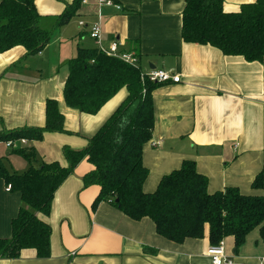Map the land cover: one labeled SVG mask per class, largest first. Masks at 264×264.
Here are the masks:
<instances>
[{"label":"crops","instance_id":"obj_1","mask_svg":"<svg viewBox=\"0 0 264 264\" xmlns=\"http://www.w3.org/2000/svg\"><path fill=\"white\" fill-rule=\"evenodd\" d=\"M117 1L120 9L100 0L81 2L75 15L84 23L80 22L81 32L73 42L65 40L64 23L41 51L27 53L17 45L0 53V129L43 126L46 101L55 98L71 133L46 132L55 142L50 148L57 152L62 145L75 149L87 145L127 93L121 89L95 115L65 102L68 61L80 48H97L89 30L100 23L105 44L117 40L121 51L138 53L142 72L166 69L181 75L180 82H166L152 94L154 128L143 146V164L149 170L144 190L155 191L165 174L184 160H193L208 178L209 192L234 187L264 199V181L262 187L252 185L257 175L264 176V60L247 61L211 45L185 42L181 36L185 0ZM254 1L225 0V9L238 10ZM35 2L43 24L51 28L62 4ZM35 141L27 147L37 151ZM1 145L11 153L4 142ZM40 148L42 161H59V156L47 158L46 147ZM92 167L84 158L75 168L81 177L76 178L81 180ZM76 178L70 177L57 189L48 216L39 214L52 228L51 255L40 258L34 249L25 248L18 258L0 257V264H211L208 228L203 238L174 242L158 234L148 217L134 220L107 201L93 209L100 186L82 187ZM6 186L0 178V238L11 237V221L22 204L20 193L7 191ZM223 240L233 264L264 259L260 226L238 249L233 236Z\"/></svg>","mask_w":264,"mask_h":264},{"label":"trees","instance_id":"obj_2","mask_svg":"<svg viewBox=\"0 0 264 264\" xmlns=\"http://www.w3.org/2000/svg\"><path fill=\"white\" fill-rule=\"evenodd\" d=\"M81 2L67 3L50 28L43 24L35 0H0V53L17 45L27 53L41 51L55 29L76 14ZM181 36L187 43L211 45L225 55L263 61L264 0L241 4L238 10H226L225 0H185ZM68 64L63 95L70 108L95 115L121 89H126V96L84 148L64 146L66 164L52 160L35 166L38 153L31 146L11 150L29 163L23 172L9 170L0 158V178L11 185L10 191L19 192L22 200L11 221V237L0 238L1 258H18L25 248L34 249L40 258L51 255L52 228L39 214H50L55 192L84 158L93 166L82 177L84 186H100L93 209L107 201L134 220L148 217L158 234L177 243L203 238L208 228L211 244L233 236L238 249L259 226L264 240L263 197L243 194L234 187L209 192L208 178L193 160H184L165 174L155 191L144 190L149 170L143 164V146L154 128L152 94L165 83L149 80L140 66L97 48H80ZM64 121L58 101L49 98L43 126L0 129V142L20 137L40 141L46 132L71 133ZM263 181L260 173L252 185L262 187Z\"/></svg>","mask_w":264,"mask_h":264},{"label":"built area","instance_id":"obj_3","mask_svg":"<svg viewBox=\"0 0 264 264\" xmlns=\"http://www.w3.org/2000/svg\"><path fill=\"white\" fill-rule=\"evenodd\" d=\"M86 0H82V2H85ZM100 3L103 5H109L114 6L118 9L121 8L120 4L113 1V0H100ZM83 24V22H81ZM90 37L95 41L97 45V49L99 52H102L106 55L119 58L129 64L136 65L139 61L138 56L135 52L132 51H121L120 50V42L117 40L111 41L108 45L105 44V41L103 39V29L100 23H95L91 26L89 30ZM143 75L148 78L151 81H157V82H180L181 81V75L178 73H175L172 70H165V69H154L150 70L146 73L142 72ZM28 138L26 137H20L18 139L8 140L5 141V145L10 149H20L27 147L29 143ZM7 191L11 190V185L6 186ZM207 254L209 255L211 259V264H233V258L229 256L224 247V240L222 239L218 244H212ZM246 264H264V259L259 262H253V263H246Z\"/></svg>","mask_w":264,"mask_h":264},{"label":"rangeland","instance_id":"obj_4","mask_svg":"<svg viewBox=\"0 0 264 264\" xmlns=\"http://www.w3.org/2000/svg\"><path fill=\"white\" fill-rule=\"evenodd\" d=\"M52 1H55L57 3L55 5L62 4V8H61V12H60L62 14L64 12V10H65L67 2L65 0H52ZM48 5L49 4H45L44 6L47 8ZM79 20H80V17L78 15L77 16L75 15V16L70 18L65 23L64 31H65V40H66L67 43L73 42L75 40V38L78 39L79 33L81 32V27L79 26V24H80V22L84 23V21H79ZM88 40H89V37H88L87 41ZM140 64H141V62L139 60L136 65L142 67ZM50 144L54 145L55 142L53 141L52 138H47V134L46 135L44 134L42 140L35 141V147H36L37 152H38V160L37 161H33L35 166L40 164L41 161H42V157H41V155L39 153H41V150L43 151L44 149H41L40 148L41 146L44 147V148L46 147V152L49 154L47 158H50V156H52L53 158H56L55 156H59L60 157L59 161L61 163H65L66 162V159H65V156H64V152H63V149H64L65 145L58 146L57 152H54L50 148ZM7 152L8 151L4 148V146L1 145L0 146V158L3 159L4 164L6 165L7 168H10L12 171L16 170L17 172H23L24 170H26L28 168L29 163L24 158H22L21 156L15 154V153L7 154ZM70 177H75L76 178V177H80V176L78 175V173H76V171L74 169L73 173H71L69 175V178ZM69 178L67 180L66 179L65 180L68 181ZM80 178H76L77 181H82L83 182V180L82 179L80 180ZM82 187H85L84 183H82ZM88 224L90 225V222H88ZM73 236L76 237L74 234H73ZM75 240H77V239L75 238Z\"/></svg>","mask_w":264,"mask_h":264}]
</instances>
